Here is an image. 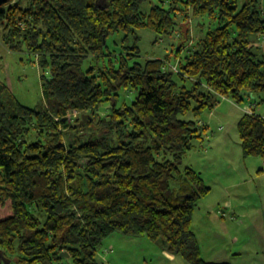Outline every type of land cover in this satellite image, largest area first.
Masks as SVG:
<instances>
[{"label": "trees", "instance_id": "obj_1", "mask_svg": "<svg viewBox=\"0 0 264 264\" xmlns=\"http://www.w3.org/2000/svg\"><path fill=\"white\" fill-rule=\"evenodd\" d=\"M145 2L9 0L0 7L2 40L36 56L45 100L27 106L0 83V256L16 255L17 264H106L98 251L118 232L162 240L190 264H230L201 257L191 223L211 187L181 166L207 129L199 119L205 110L222 97L240 104L248 93L264 102V49L255 50L264 11L259 0H171L143 11ZM173 11L210 19L176 69L167 58H141L135 42L107 50L118 32L123 40H137L142 28L171 32ZM74 111L92 116L83 125L92 133L66 143L63 129H78L64 119ZM237 130L243 156L264 157V116L244 112Z\"/></svg>", "mask_w": 264, "mask_h": 264}, {"label": "rangeland", "instance_id": "obj_2", "mask_svg": "<svg viewBox=\"0 0 264 264\" xmlns=\"http://www.w3.org/2000/svg\"><path fill=\"white\" fill-rule=\"evenodd\" d=\"M27 1L22 0L23 5ZM170 1L151 0V2L143 3L141 9L147 11L153 3L168 7ZM259 3L264 11V0H259ZM173 12L175 26L171 32L156 34L149 28H142L136 32L138 35L137 40L134 39L132 34L127 40H123L124 34L118 32L108 37L107 50L118 53L120 50H124L125 45H132L135 42L141 58H167L166 64L168 66L177 64L179 59H182L188 51L193 49L197 39L207 30L210 19L207 16H193L191 14L186 18L182 11ZM3 25L0 19V83L5 84L19 102L27 106L40 108L45 104V100L41 87V69L37 58L29 53L25 47L19 51L10 50L2 40ZM256 39L255 50L257 54H260L264 49V39L260 35ZM181 43L184 45L180 47ZM45 74L48 77V71ZM220 102L215 110H205L199 117L200 121L206 124L207 127L204 134L205 144L200 148H191L183 157L181 167L189 165L194 169L201 170L205 182L212 187L208 197H236V202H241L244 210L250 215L249 220L244 222L243 227L239 228L231 224L230 227L239 236L251 240L250 231L257 228L249 223L251 217H256L262 222L264 216V174H262L264 171L260 172L259 170L263 163V157H244L239 145L237 122L247 110L245 105L247 100L240 104L234 103L230 99H222ZM107 107V104H103L99 110L100 113H105ZM257 108L262 110L264 102H257ZM74 112L75 115H73V112L66 115V119L71 124L78 123L76 120H80L83 115L82 112ZM90 120L92 118L81 126H77V130L63 129L65 142L68 143L69 138L76 135H82V139H87L92 131L89 126L83 125ZM172 184L173 186H179L180 182L178 180V183L173 182ZM228 184L231 187L224 190V185ZM218 206L216 205L213 208L215 213L220 210ZM195 212H197V209ZM192 224L196 233L199 234L197 236L201 242V257L217 261L230 258L234 262H240L239 264H264V244L259 245L256 251H252L251 246L247 247L251 252L242 253L241 258L234 259L231 253L228 252L229 249L225 248L230 243L228 236L223 233V226H220L221 229L218 227V236L214 237L215 239L211 243L209 240L212 236L210 237L203 227L205 223L196 220V216H194L191 227ZM262 239L264 242V237ZM161 241H151L146 236H125L115 232L104 239L98 251V257L106 264H190L178 255L171 258L166 252L162 251ZM224 251H227V253H224ZM0 264H17L16 255L0 256Z\"/></svg>", "mask_w": 264, "mask_h": 264}, {"label": "crops", "instance_id": "obj_3", "mask_svg": "<svg viewBox=\"0 0 264 264\" xmlns=\"http://www.w3.org/2000/svg\"><path fill=\"white\" fill-rule=\"evenodd\" d=\"M253 98H254L253 94H252V96L249 94H246L245 100H247V103L245 105L247 107V110H245V111L247 112L251 108L252 110L254 109L255 112H257L258 114L264 116V108H262V110H260L258 108L256 109V105H257L258 101H257V99L252 100ZM222 99H228V98L222 97L219 100V102L215 105V107L210 111L215 110L217 108V106L221 103L220 101ZM260 111H262V112L260 113ZM205 132H206V130H205ZM205 132H204V134H205ZM204 134H203L202 138H198L197 140H195L193 142V147L200 148V147L204 146V144H205ZM239 145H240V142H239ZM195 170L201 174V176L205 182V179L202 175L201 170H197V169H195ZM259 170H260V172L264 171L263 163L261 164V168H259ZM262 174H264V172H262ZM205 184H207V183L205 182ZM208 186H210V185H208ZM230 187H231V185H229V184L224 185V190H228ZM211 190H212V187H211ZM211 190H210V192H211ZM208 194L203 196L199 200L198 207L196 208L197 212H195V213L193 212L192 223L194 221V216H196V220H201L203 223H205L204 224L205 226H203V227L207 230L210 237L212 236L209 240L211 243H213V241L215 239L214 237L218 236V233H217L218 227L221 229V227L223 226L222 227L223 233L225 236H228L229 243H230V245L225 247V248L227 250L229 249L228 252L231 253V256L234 257V259L241 258L242 253L251 252L250 250L247 249V247L251 246L252 251H256V249L259 248L258 247L259 245L264 244L263 239H262V237H264V216L262 218V222H260L259 219L256 217H251V220L249 223H251V225H255L257 228H254L253 230L250 231V236H252V239L250 240V238H249V240H247L246 237L239 236L234 231V229L230 227L231 225H234V226L239 227V228L243 227L245 225L244 222L246 220H249L248 218L250 215L246 210H244L241 202H236V199H237L236 197L231 198V197H227V196H222V197L219 196L217 198H213V197H208ZM212 201H213V204H212ZM216 205H219L218 207L220 210H217V212L215 213L213 211V208H215ZM219 215H220V217H219ZM198 226H200V225H198ZM258 228H261L263 230L258 229ZM192 230L195 233V236L197 238V242L199 244L200 252H201V247H200L201 242H200V238L197 236L199 234L196 233L195 229L193 228V224H192ZM162 251L166 252L171 258L173 256H176V255L170 253L168 250H166L165 247H163ZM224 253H227V251H224ZM203 259L205 261H208V262H227L230 264H239L240 263V262H234V260H230V258H226V259L218 260V261L217 260H209V259H205V258H203Z\"/></svg>", "mask_w": 264, "mask_h": 264}, {"label": "water", "instance_id": "obj_4", "mask_svg": "<svg viewBox=\"0 0 264 264\" xmlns=\"http://www.w3.org/2000/svg\"><path fill=\"white\" fill-rule=\"evenodd\" d=\"M9 0H0V7L2 5H4L5 3H7ZM249 95L252 96L251 93H248ZM66 117H64L65 119ZM92 116L90 114H83L82 115V118L79 120V122L76 124V126H81L82 124H84L88 119H91ZM62 256H65V257H69V254L67 252H64V253H61Z\"/></svg>", "mask_w": 264, "mask_h": 264}, {"label": "built area", "instance_id": "obj_5", "mask_svg": "<svg viewBox=\"0 0 264 264\" xmlns=\"http://www.w3.org/2000/svg\"><path fill=\"white\" fill-rule=\"evenodd\" d=\"M169 67H171L172 69H176V64H174V65H170ZM252 109L250 108L247 112H250ZM74 113V114H73ZM72 114L73 115H75L76 113L75 112H73ZM67 114H69V112L67 113ZM200 123H203V122H200ZM263 164H264V157H263Z\"/></svg>", "mask_w": 264, "mask_h": 264}]
</instances>
